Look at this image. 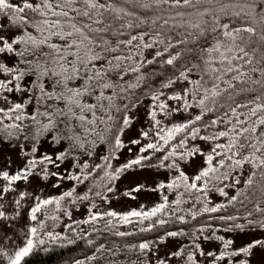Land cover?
<instances>
[{
	"label": "snow or ice",
	"instance_id": "snow-or-ice-1",
	"mask_svg": "<svg viewBox=\"0 0 264 264\" xmlns=\"http://www.w3.org/2000/svg\"><path fill=\"white\" fill-rule=\"evenodd\" d=\"M78 241L264 264V0H0V264Z\"/></svg>",
	"mask_w": 264,
	"mask_h": 264
},
{
	"label": "trees",
	"instance_id": "trees-1",
	"mask_svg": "<svg viewBox=\"0 0 264 264\" xmlns=\"http://www.w3.org/2000/svg\"><path fill=\"white\" fill-rule=\"evenodd\" d=\"M155 235L156 231L137 233L131 239H152ZM85 254H87V246L83 241H78L74 245L65 247L51 246L48 251L36 249L25 258V264H69L72 258H82Z\"/></svg>",
	"mask_w": 264,
	"mask_h": 264
},
{
	"label": "rangeland",
	"instance_id": "rangeland-1",
	"mask_svg": "<svg viewBox=\"0 0 264 264\" xmlns=\"http://www.w3.org/2000/svg\"><path fill=\"white\" fill-rule=\"evenodd\" d=\"M123 183H127V182L124 181ZM122 186H123V184H122ZM155 199H156V197L150 196V195H141V196H138L137 200H135V201L134 200H131L129 198H122L119 201L113 202V205L112 206L116 210L124 211V210H127V209L132 208V207H138V205L140 203H144L146 205H150L151 203H153L155 201ZM74 218L79 219L80 218L79 214H76L74 216ZM65 222H67V221H65ZM137 227H139V225H126V226H122V229L121 230L133 231ZM58 230H62V228H60Z\"/></svg>",
	"mask_w": 264,
	"mask_h": 264
}]
</instances>
